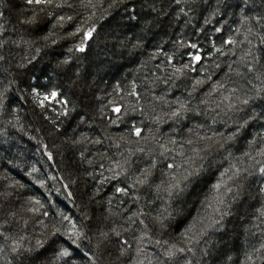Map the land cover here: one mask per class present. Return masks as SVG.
Here are the masks:
<instances>
[{
  "label": "trees",
  "instance_id": "trees-1",
  "mask_svg": "<svg viewBox=\"0 0 264 264\" xmlns=\"http://www.w3.org/2000/svg\"><path fill=\"white\" fill-rule=\"evenodd\" d=\"M68 2L46 16L0 0V264H28L38 240L51 264H260L264 0ZM76 28L94 39L67 38ZM170 233L184 249L171 258Z\"/></svg>",
  "mask_w": 264,
  "mask_h": 264
},
{
  "label": "snow or ice",
  "instance_id": "snow-or-ice-1",
  "mask_svg": "<svg viewBox=\"0 0 264 264\" xmlns=\"http://www.w3.org/2000/svg\"><path fill=\"white\" fill-rule=\"evenodd\" d=\"M26 2H27L28 5L40 6L39 11L40 12H44L46 16H51V13L46 12V9H62L64 7H69V8L73 7V5L68 2V0H60V2H57V0H26ZM177 2H179V0H177ZM81 3L83 4V0H81ZM89 3H90V0H89ZM72 19H73L72 16H68L67 17V21L68 22H71ZM24 23H27V24L31 25V24L37 23V21L35 20V17H33L32 19L24 21ZM47 23L49 25H51L52 28H57L58 27L60 29H63L64 28V24H65V17L63 15H58L56 17V23L53 24L51 20H48ZM72 27L73 28L76 27L75 23L72 24ZM45 30H47V29H45ZM95 32H96L95 28H91L90 30L83 31V32L81 31V29L76 28V31H74V32L73 31H69L67 33V38H75L77 36H80L82 38V41L84 39L93 40ZM48 38L49 37H47V36L44 37V39H46V40ZM52 42L54 44L57 43L56 40H53ZM226 42L229 43V44L234 43V41H231V40L226 41ZM45 46H47V45H45ZM192 47H196V45L193 44ZM86 50L87 49L84 46L83 42L81 43V46L76 49V51L81 52V53L85 52ZM2 59H3V56H0V60H2ZM194 59L197 62H200L202 60V57L200 55H196L194 57ZM62 63L63 64H67V63H70V61L65 60ZM39 87H41V86L30 85V88H35L36 89V95L37 96L40 95V92L38 90ZM45 90H46L47 94L44 96V100H49V99L60 100L61 95H62L60 92L51 91L48 88H46ZM44 100L40 101L41 106H44ZM62 103L66 105V104L69 103V101L68 100H63ZM243 103L247 104L248 101L244 100ZM0 107H3V105L0 104ZM114 111L119 113L121 110H120V108H116V109H114ZM64 115H67V113L65 112ZM173 115H178V114L174 113ZM135 134L137 136H139L141 134V130L140 129H136ZM188 143H191V141H188ZM48 158L50 160L54 159V157L52 156L51 153H49ZM167 167L171 168V167H173V165L169 164V165H167ZM259 171H260L261 174H264V167L260 168ZM198 174L199 173L195 172V171L187 173L186 175L183 176V179H182L181 183H177L173 187L176 190H178V191H183V188L181 187V184H183L184 187H187V184L191 183L196 178V176ZM117 191L123 193V192H125V189L124 188H118ZM3 195H5V193H0V196H3ZM37 203H39V202L37 201ZM262 214H264V213H262ZM45 215H47V213H45ZM64 219H67V217H64ZM199 223H200L199 220L193 221V224L191 225L189 231H191L192 229L196 228ZM65 234L66 233H61L59 228L53 226V230L51 231V235L52 236H57V235L63 236ZM69 239H72V236H69ZM124 243L127 244V241H125ZM26 251H28L29 253H32V255L28 258V264H51L52 257L47 255V250L45 249V245H44V243L42 241H40V240L37 241V245H36L35 249H27ZM179 251L183 252L184 249L181 248V249H179ZM53 255H58L60 257H65V256L70 255V253L66 249H64V250H55L54 249L53 250ZM174 255H175V252H173L171 250L168 252L169 258H171Z\"/></svg>",
  "mask_w": 264,
  "mask_h": 264
},
{
  "label": "rangeland",
  "instance_id": "rangeland-1",
  "mask_svg": "<svg viewBox=\"0 0 264 264\" xmlns=\"http://www.w3.org/2000/svg\"><path fill=\"white\" fill-rule=\"evenodd\" d=\"M212 171H214V170H212ZM207 179H206V182L208 183L209 182V186L211 185V181L210 180H212L213 179V172H211L210 174H207ZM211 187H212V185H211ZM213 189H214V187H212ZM257 202H258V200H257ZM259 208H260V205H257ZM256 206V207H257ZM241 211H238V209L236 210V209H232V212H230V214H229V216H230V219H231V221H228V226H227V229H226V231H228L227 232V234H225V237L226 238H228V240H229V243L230 242H232V245L234 244V242L236 241V237H237V235L238 236H241L243 233H239V234H237V232L236 231H234L233 230V219L235 218V217H239V215L241 214L240 213ZM181 214H179V218H177L176 219V221H175V223L173 224V229H177V227H178V223L179 222H181L182 221V217L180 216ZM212 215V214H211ZM205 216V213L203 212L202 213V215L200 216V217H197L196 215H195V217L196 218H194L192 221H190V223H188V224H186L184 227L186 228L183 232V235L184 236H186V234H188L189 232H191V231H193L192 232V234H194V230H198L199 228H198V226L196 227V228H194V229H192L191 231H188L189 229H190V227H191V225L193 224V221H195L196 219L197 220H199V222H202V218ZM252 218V217H251ZM208 220V219H207ZM209 221V220H208ZM249 221H250V218H249ZM184 223V222H183ZM212 223V216H211V219H210V224ZM245 226V225H244ZM228 227H230V228H228ZM246 227V226H245ZM255 227H256V229H255V234L259 237V243L261 244V248H264V227H262L261 225H260V222L259 221H257V222H255ZM229 230H231V231H233L235 234H232L231 233V231H229ZM189 236V235H188ZM222 236H223V234L222 233H218V236L216 237L217 238V240H216V242H215V244H216V246H219L220 244H221V242H222ZM187 237V236H186ZM243 238H244V235H242V240H243ZM174 235H173V233H170V234H168L166 237H165V239L163 238V240L165 241V245H168V247L170 248V250H172L173 251V249H174V245H175V242H174ZM218 239L219 240H221V242L219 243V241H218ZM162 240V239H161ZM230 240H232V241H230ZM226 245H228V244H226ZM213 247L215 246V245H212ZM221 246V245H220ZM181 248H183V245H181V244H179V245H177L176 247H175V249H174V251L173 252H175V256L180 252L179 251V249H181ZM45 249L47 250V252L49 251V249H50V246L48 247V246H46L45 247ZM211 249H212V247H211ZM218 249V248H217ZM264 250V249H263ZM220 254V253H219Z\"/></svg>",
  "mask_w": 264,
  "mask_h": 264
},
{
  "label": "water",
  "instance_id": "water-1",
  "mask_svg": "<svg viewBox=\"0 0 264 264\" xmlns=\"http://www.w3.org/2000/svg\"><path fill=\"white\" fill-rule=\"evenodd\" d=\"M260 264H264V259H263V261Z\"/></svg>",
  "mask_w": 264,
  "mask_h": 264
}]
</instances>
